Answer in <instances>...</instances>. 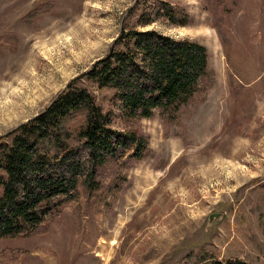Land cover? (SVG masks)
Instances as JSON below:
<instances>
[{
    "label": "rangeland",
    "instance_id": "1",
    "mask_svg": "<svg viewBox=\"0 0 264 264\" xmlns=\"http://www.w3.org/2000/svg\"><path fill=\"white\" fill-rule=\"evenodd\" d=\"M140 1L0 0V136L70 85L112 129L146 140L140 159L100 166L95 190L78 178L76 198L36 232L0 238V264H194L199 253L264 264V0H166L184 23L141 29L203 45L206 88L172 116L127 120L83 73L120 27L139 28Z\"/></svg>",
    "mask_w": 264,
    "mask_h": 264
},
{
    "label": "trees",
    "instance_id": "2",
    "mask_svg": "<svg viewBox=\"0 0 264 264\" xmlns=\"http://www.w3.org/2000/svg\"><path fill=\"white\" fill-rule=\"evenodd\" d=\"M140 2L139 28L120 27L107 52L83 73L97 88L113 91L110 100L127 120L149 118L155 111L174 115L205 90L208 76L203 45L141 29L157 19L181 25L183 14L166 0ZM77 112L81 122L66 128L64 122ZM109 123L86 90L69 85L42 112L0 136V238L36 232L63 203L76 198L78 178L83 177L85 189L95 190L97 170L108 160L143 156L141 134L114 130ZM12 133L9 144L2 142ZM70 136L79 143L69 145ZM196 258L194 264H246L208 253Z\"/></svg>",
    "mask_w": 264,
    "mask_h": 264
},
{
    "label": "water",
    "instance_id": "3",
    "mask_svg": "<svg viewBox=\"0 0 264 264\" xmlns=\"http://www.w3.org/2000/svg\"><path fill=\"white\" fill-rule=\"evenodd\" d=\"M213 215H210L209 218H211Z\"/></svg>",
    "mask_w": 264,
    "mask_h": 264
}]
</instances>
